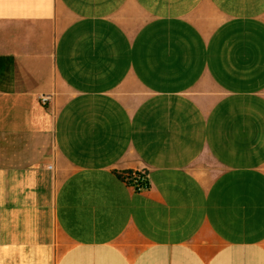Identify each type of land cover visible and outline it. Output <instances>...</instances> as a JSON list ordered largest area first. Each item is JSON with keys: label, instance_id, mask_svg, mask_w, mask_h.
Wrapping results in <instances>:
<instances>
[{"label": "crops", "instance_id": "1", "mask_svg": "<svg viewBox=\"0 0 264 264\" xmlns=\"http://www.w3.org/2000/svg\"><path fill=\"white\" fill-rule=\"evenodd\" d=\"M0 264H264V0H0Z\"/></svg>", "mask_w": 264, "mask_h": 264}, {"label": "built area", "instance_id": "2", "mask_svg": "<svg viewBox=\"0 0 264 264\" xmlns=\"http://www.w3.org/2000/svg\"><path fill=\"white\" fill-rule=\"evenodd\" d=\"M49 101L48 97H43L42 102ZM124 182L135 192H143L150 186V177L146 171H131L126 173Z\"/></svg>", "mask_w": 264, "mask_h": 264}, {"label": "trees", "instance_id": "3", "mask_svg": "<svg viewBox=\"0 0 264 264\" xmlns=\"http://www.w3.org/2000/svg\"><path fill=\"white\" fill-rule=\"evenodd\" d=\"M129 172H131V171H128V172L122 173V174H121L122 178H125L126 173H129Z\"/></svg>", "mask_w": 264, "mask_h": 264}]
</instances>
